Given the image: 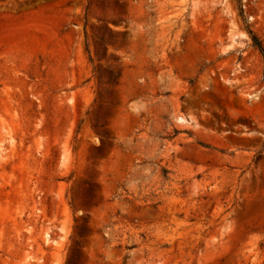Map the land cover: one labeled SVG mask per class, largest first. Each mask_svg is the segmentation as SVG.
I'll return each instance as SVG.
<instances>
[{"label": "rangeland", "instance_id": "374dc122", "mask_svg": "<svg viewBox=\"0 0 264 264\" xmlns=\"http://www.w3.org/2000/svg\"><path fill=\"white\" fill-rule=\"evenodd\" d=\"M264 0H0V264H264Z\"/></svg>", "mask_w": 264, "mask_h": 264}, {"label": "trees", "instance_id": "16d2710c", "mask_svg": "<svg viewBox=\"0 0 264 264\" xmlns=\"http://www.w3.org/2000/svg\"><path fill=\"white\" fill-rule=\"evenodd\" d=\"M260 47H261V45L260 44H258ZM261 49H262V51H263V53H264V49L261 47Z\"/></svg>", "mask_w": 264, "mask_h": 264}]
</instances>
